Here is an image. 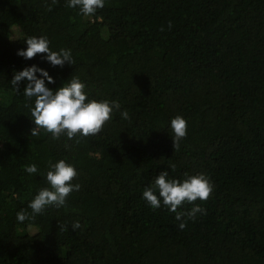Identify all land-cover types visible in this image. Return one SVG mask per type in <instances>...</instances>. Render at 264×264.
<instances>
[{
  "label": "trees",
  "instance_id": "trees-1",
  "mask_svg": "<svg viewBox=\"0 0 264 264\" xmlns=\"http://www.w3.org/2000/svg\"><path fill=\"white\" fill-rule=\"evenodd\" d=\"M66 4L0 0V33L16 31L0 35V264H264V0H105L91 17ZM32 36L70 50L75 64L18 56ZM32 65L49 72L52 90L75 75L89 99L121 108L79 144L32 136L26 105L35 98L24 96L26 81L19 93L10 83ZM177 115L187 136L175 152ZM61 159L76 168L80 191L18 222L48 187L49 161ZM163 171L213 184L196 202L206 214L185 217L183 230L162 201L154 210L143 199Z\"/></svg>",
  "mask_w": 264,
  "mask_h": 264
},
{
  "label": "clouds",
  "instance_id": "clouds-1",
  "mask_svg": "<svg viewBox=\"0 0 264 264\" xmlns=\"http://www.w3.org/2000/svg\"><path fill=\"white\" fill-rule=\"evenodd\" d=\"M55 4L56 0H52ZM67 7L79 8V14L91 17L105 7V0H67ZM50 10V9H49ZM172 22H168L169 30ZM164 31V28H161ZM26 49L18 51L17 55L25 60H32L41 55L53 67L63 68L65 64L74 65L75 61L70 50L60 49L58 52L50 48L47 36L28 37ZM37 73L40 77L38 78ZM26 81L23 94L28 100L34 99V105H26L30 109L31 120L35 124L31 135L37 136L43 130L51 135L52 140H59L66 136L67 140L81 143L85 138L98 135L104 126L111 120L114 110H120L118 101L89 99L85 92V84L78 76L73 75L67 82L56 90L50 89L47 84H54L55 80L49 72L36 65L26 67L22 71L13 73L11 84L17 93L20 92L21 82ZM47 81V84H46ZM123 119H129L127 110L121 112ZM171 138L174 151H179L180 143L187 136V121L177 115L171 119ZM68 147L67 143L65 144ZM172 170L175 165L170 166ZM49 170L46 172L48 187L38 191L27 210H20L16 214L18 222L34 220L37 215L43 214L47 207L54 206L59 209L67 206V198L74 192L80 191L81 185L73 183L78 173L76 168L66 160L56 163L49 161ZM28 174H35L38 168L31 164L24 169ZM213 192V184L205 174L189 175L185 173L184 179L169 178V172H160L152 184L143 191V199L154 210L159 209L161 201L163 206L171 213H175L178 227L183 230L187 227V219L195 220L197 214H206V209L196 204L197 201L206 202ZM184 204L194 205L189 211H179ZM73 230L81 228L79 221L71 225Z\"/></svg>",
  "mask_w": 264,
  "mask_h": 264
},
{
  "label": "rangeland",
  "instance_id": "rangeland-1",
  "mask_svg": "<svg viewBox=\"0 0 264 264\" xmlns=\"http://www.w3.org/2000/svg\"><path fill=\"white\" fill-rule=\"evenodd\" d=\"M0 25H2V24H0ZM3 26L6 28V32L0 33V35H10V36H15L16 35V31L14 29H12V28L8 29L9 27H7L5 25H3ZM113 213H115V212H113ZM100 225L103 226V227L107 226L106 222L102 221V220L100 222ZM32 230L34 231L35 229H32Z\"/></svg>",
  "mask_w": 264,
  "mask_h": 264
}]
</instances>
